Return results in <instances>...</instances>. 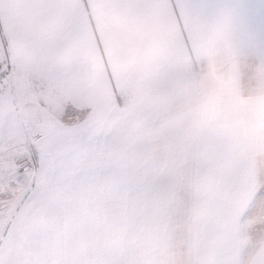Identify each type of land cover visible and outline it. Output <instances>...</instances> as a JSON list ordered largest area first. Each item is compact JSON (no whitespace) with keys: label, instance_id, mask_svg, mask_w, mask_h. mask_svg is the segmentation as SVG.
Masks as SVG:
<instances>
[{"label":"snow or ice","instance_id":"snow-or-ice-1","mask_svg":"<svg viewBox=\"0 0 264 264\" xmlns=\"http://www.w3.org/2000/svg\"><path fill=\"white\" fill-rule=\"evenodd\" d=\"M201 7L0 0V264H264V136L205 97Z\"/></svg>","mask_w":264,"mask_h":264},{"label":"crops","instance_id":"crops-1","mask_svg":"<svg viewBox=\"0 0 264 264\" xmlns=\"http://www.w3.org/2000/svg\"><path fill=\"white\" fill-rule=\"evenodd\" d=\"M190 2L214 6L210 12L198 8L191 20L205 56L203 90L212 110L231 134L237 133L232 125L238 113L244 124L241 138L264 136V59L251 54L264 43V0ZM233 5L244 6L251 15L237 16ZM235 58L238 73L233 75L225 63Z\"/></svg>","mask_w":264,"mask_h":264},{"label":"rangeland","instance_id":"rangeland-1","mask_svg":"<svg viewBox=\"0 0 264 264\" xmlns=\"http://www.w3.org/2000/svg\"><path fill=\"white\" fill-rule=\"evenodd\" d=\"M225 64H228V68H230L232 70V73L233 75L236 73H238V67H237V64H238V60L237 58H235L234 60H231V61H228L226 62ZM235 113H237V109L235 110ZM242 119H243V116L242 115H236V118H235V122L236 124L235 125H232V129H234L237 133H236V136H239L241 137V135H243V131H244V124L242 123ZM258 129H259V126H258ZM240 132V133H239ZM253 138H257V137H253Z\"/></svg>","mask_w":264,"mask_h":264}]
</instances>
